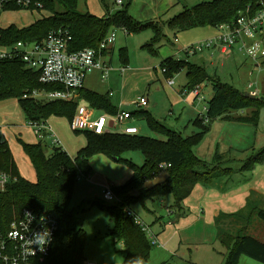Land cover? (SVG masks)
I'll list each match as a JSON object with an SVG mask.
<instances>
[{"label":"trees","instance_id":"obj_1","mask_svg":"<svg viewBox=\"0 0 264 264\" xmlns=\"http://www.w3.org/2000/svg\"><path fill=\"white\" fill-rule=\"evenodd\" d=\"M50 13L42 16L27 27L12 24L0 27V41L10 44L19 40L41 41L51 30L67 28L72 36L69 44L71 51H79L86 47H100L112 28H124L127 32H137L153 25L156 34L153 42L162 38L160 27L154 22L135 20L128 12L132 0H123L122 7L115 12L98 16L91 12L78 9V0H40ZM104 6L109 4L102 0ZM264 0H212L185 8L174 16L169 24L175 31L189 30L200 26L218 27L224 23H232L242 14H255L264 6ZM148 47L152 49V44ZM109 48L105 53H109ZM121 59H127V53L121 52ZM168 77L186 70L187 87L193 89L206 82L212 86L213 96L207 103L205 117L200 115L195 120L200 131L184 137L157 120L147 110L134 111L138 118H146L149 126L167 136L160 140L138 134L109 132L96 134L86 131L87 145L78 151L75 158L71 157L62 147H53L51 153L48 145L22 142L24 151L32 162L37 181L32 182L21 175L19 167L7 141H3L0 150V171L10 174V180L4 190L0 189V221L8 223L15 214L24 208L38 212L50 211L59 218V230L55 237L52 252L44 261L34 264H85L84 249L86 232L77 225L75 216L70 210L79 173L89 176L92 171L90 160L98 154L124 161L132 169L131 177L122 185L113 186L117 202L106 205L96 201L100 207L107 209L113 219L114 228L111 232L115 240L124 241L127 252L123 264H132L137 256L148 259L151 243L146 231L135 217L129 215L131 205L147 199L162 198L167 194L174 196L175 204H181L191 195L198 183L207 184L211 180L229 175L238 170L221 166L223 155L217 154L213 162L200 158L194 147L204 139L210 131L212 123L217 119L259 124L264 108V97L251 98L234 85L223 82L211 75L207 69L190 61L168 57L162 62ZM58 84H45L40 80V73L30 69L20 60L0 61V101L17 98L29 120H47L53 115L67 116L72 119L81 101L86 100L92 107L109 113H116L117 107L108 94H101L85 87L80 90V100L44 101L25 97L35 90L61 89ZM43 101V99H42ZM241 112V113H240ZM245 112V113H242ZM139 150L144 155L142 165L125 159L127 151ZM162 163L171 164L166 170L170 173L168 181L153 189L143 188L146 180L160 173ZM264 163V147L252 152L244 161L240 171H251ZM264 222V208L254 206L251 200L235 213H220L216 216L217 236L227 248L226 264H238L243 255L264 263V242L246 234L252 224L253 215ZM228 225V226H227ZM164 264H170L165 262ZM183 264H196L186 261Z\"/></svg>","mask_w":264,"mask_h":264},{"label":"rangeland","instance_id":"obj_2","mask_svg":"<svg viewBox=\"0 0 264 264\" xmlns=\"http://www.w3.org/2000/svg\"><path fill=\"white\" fill-rule=\"evenodd\" d=\"M105 1L109 4V8L104 6L102 0H78V9L82 12L106 15L122 7L116 0ZM209 1L212 0H132L128 12L135 20L156 23L161 29L162 38L157 42H153L156 34V29L153 25L137 32H126L124 28L111 29L109 34L113 31L117 33L116 41L112 45L114 46L112 47L113 51L111 50L113 53L112 63H110L111 54L106 57V60L113 67L107 79V86L114 93L112 97L113 103L117 102L116 105L121 106L129 104L127 105L128 108L136 109V105L132 102L141 96H145L149 101L145 109L147 108L146 110L152 116L166 126L179 130L184 137L200 131L199 126L195 124V120L199 115L208 119L205 116V107L207 108V103L213 95L211 85H207L206 82L201 83V95L196 97L195 91L187 87V71L182 70L174 74L173 77H168L165 73L166 70L162 67V62L171 55H178L180 59L188 58L194 61L201 55L208 58L207 53L214 51V49H205L203 53L191 57H187L184 53L176 54L178 47L215 38L220 33L218 27L200 26L189 30L175 31L171 29L169 24L170 20L186 7L191 8ZM125 3H127L126 0ZM42 14L48 15L50 13L46 10L33 16L23 10L4 12L1 16L0 24L2 27H8L12 24L19 27H27L41 18ZM177 37L180 40L178 42L176 41ZM149 43L152 44V49L148 47ZM239 49L240 46L236 48L232 57L225 61L226 65L220 73L221 80L234 85L245 93L257 90V97L263 98L264 63L262 66H258L257 61ZM122 51L127 53L126 60L121 59ZM205 65L207 71L212 74L213 68L210 66L209 61H206ZM123 67H126L125 70L128 69L129 71L125 75L120 73V70L123 71ZM170 78L174 79L173 84L169 83L168 80ZM250 84H252L251 87ZM104 85L101 86L105 88L106 85ZM28 98L31 99L32 96L29 94ZM38 100L40 102L46 101ZM0 121L2 123L1 134L3 140L9 144L21 175L32 182H36V170L26 155L22 142L36 143L40 142V139L30 127V120L27 118L17 98L0 101ZM49 123L60 138L61 147L71 157L75 158L78 151L87 145L88 139L85 132L74 131L71 127V119L67 116L53 115L49 118ZM135 125L139 129L138 135L160 140L167 139L164 133L152 129L144 117L138 118ZM257 127L264 134V108ZM224 133L226 134V131ZM262 147H264V144L255 151L260 150ZM52 148L48 144L49 153H51ZM123 157L132 160L137 165L144 163V155L139 150L127 151L123 154ZM225 159L222 163L223 167H230L241 172L240 168L243 162L238 164L233 156H231V159L230 157ZM259 165L262 166H259L257 173L254 171V174H258L256 179H259V183L262 185L264 184V163ZM131 175L132 169L127 163L104 154L94 158L93 168L89 176L79 173V179L70 203V210L75 216L77 225L86 232L85 263L123 264L127 252L126 245L122 240H115L111 234L114 228V219L111 213L95 202H103L106 205L116 203L117 199L105 200L104 190L113 185L124 184ZM237 181L239 180L237 179ZM250 183H254V179H251ZM238 185H247V181L241 179ZM163 198L156 200L147 199L145 203L136 202L131 205L137 216L153 230V233L156 232L158 234L156 237L158 242L154 244L151 236L146 232L152 247L150 256L148 259L141 255L136 258H142L144 264H164L165 262L180 264L181 261L178 257H183L186 261L196 264H226L228 250L220 242L218 236L214 235L216 234L217 226L213 219L209 218V224L207 223V225L201 223L188 231L189 234L198 231V235H202L204 238L209 237L207 240L197 241L199 243L182 244L181 237L176 231V243L174 236L171 244L166 243L164 237L166 235L172 236L173 230L176 228L175 225L178 224H176L174 217L168 215L167 210L170 205L173 206L170 209L172 208L174 211L177 210V207L172 194H167ZM188 213L192 215V213ZM194 213L203 214L199 208ZM207 214H209V211ZM170 220L172 223L169 222ZM246 234L264 242V222L256 216V212ZM179 248L181 250L178 256L173 255V252ZM238 264L264 263L243 255Z\"/></svg>","mask_w":264,"mask_h":264},{"label":"built area","instance_id":"obj_3","mask_svg":"<svg viewBox=\"0 0 264 264\" xmlns=\"http://www.w3.org/2000/svg\"><path fill=\"white\" fill-rule=\"evenodd\" d=\"M122 5L123 0H116ZM264 3V2H263ZM23 10L31 15L46 11L40 0H0V21L4 12ZM45 15V14H44ZM0 27L1 24H0ZM220 33L215 38L190 44L183 48L182 52L187 57L203 53L205 49L214 51L215 56L219 51L222 61L232 57L236 48L257 61L258 66L264 63V6L255 14H242L232 23H224L218 26ZM127 32V31H126ZM117 33L113 31L100 44V47H86L79 51H71L69 44L72 36L67 28L54 29L41 41L19 40L10 44L0 41V61H22L26 67L39 71L40 80L45 84H58L61 89L35 90L30 96L46 101H73L80 96V90L84 88L87 75L94 71H101V78L106 80L112 66L106 60L105 51L115 43ZM124 70V69H123ZM166 70V69H165ZM170 84L174 79L170 78ZM252 84H250V87ZM201 84L195 86L196 97L201 95ZM257 96L258 91L251 92ZM113 94V92H111ZM29 94L25 95L28 97ZM205 99V98H204ZM137 111L145 109L148 99L139 97L133 102ZM207 112V108L205 107ZM136 116L133 111L120 106L116 113H97L96 108L88 105H80L71 119V127L76 132H94L105 134L119 132L124 134H137L139 129L133 123ZM208 122V119H205ZM29 125L33 128L40 142L48 141L52 147H61V140L53 131L47 120H30ZM2 123L0 121V150L3 138L1 137ZM171 164L162 163L160 173L165 171ZM10 174L0 171V189L4 190L10 180ZM105 200H115L116 195L112 187L104 190ZM32 214V217L26 215ZM129 215H135L128 210ZM136 221L149 233L154 244L157 243L151 228L137 215ZM43 229L50 230L52 243L47 246L46 251L40 252L36 249L33 254L32 241L33 232ZM59 230V218L50 211L38 212L31 208H24L15 214L8 222L0 221V264H34L35 261H43L52 252L55 237ZM85 264H94L91 262Z\"/></svg>","mask_w":264,"mask_h":264},{"label":"crops","instance_id":"obj_4","mask_svg":"<svg viewBox=\"0 0 264 264\" xmlns=\"http://www.w3.org/2000/svg\"><path fill=\"white\" fill-rule=\"evenodd\" d=\"M95 15L104 16V14L100 15L98 13ZM33 16H35V14ZM41 16H47V15L42 14ZM176 41L177 42L180 41L178 37L176 38ZM186 45L178 47L176 50L177 51L176 54L177 53L182 54L183 53L182 50ZM211 53L212 52L207 53L208 58H206L204 55H201V57H197V59L194 61L190 59L189 60L194 63L204 66L206 69L207 67L205 65V62L209 61L210 66L213 68V73L212 74L210 73V74L222 79L220 76L221 75L220 73L223 71L226 65L225 61L230 58L226 59L225 61H221L219 51H216L215 56H212ZM108 55H110V63H112L113 53L110 51L109 53H107L105 57H107ZM170 57H174L177 59L179 58L178 55H171ZM125 68L126 67H123L124 70ZM112 70H113V67H112ZM124 70L123 71L120 70V73L122 75H125L126 73L129 72L128 69H126L125 71ZM101 74L102 73L100 70H94L90 72L87 75L84 87L86 89H91L101 94H108L112 100L114 93L111 94V92L113 91H111V88L110 87L108 88L107 86L108 78L106 80H103L101 78ZM103 84L106 85V86L104 85L105 88L101 86ZM207 85H210V84H207ZM78 99L80 100V96L78 97ZM116 104L117 102L114 104L117 108L121 106V105H116ZM148 104H149V101H148ZM80 105L91 106L86 100L81 101ZM127 105H123L122 107L125 109H129L133 112L138 110L137 107L136 109L135 108L130 109L128 108ZM96 110L99 113H103V112L109 113L107 111L100 110V109H96ZM242 113H245V112H242ZM109 114H114V113H109ZM137 119L138 117H136V119L133 120L134 124ZM47 122L49 123V118L47 119ZM49 125L52 127L50 123ZM257 126L250 124V123L237 122V121H226L223 119H217L212 123L211 129L208 132L209 134H207V136L204 137L202 142H200L198 145L194 147V152L200 158H202L203 160H206L207 162H213L217 154L223 155L224 158H223V161L221 162V166L223 165L222 163L226 160L225 158L230 157L231 159V156H233L235 159V162L239 164V162H243L251 154V152H254L255 150H257L259 147H261L264 144V137H262L264 134L261 131V129ZM225 131H226V134L224 133ZM1 133H2V129H1ZM1 137L3 138L2 134H1ZM47 143L48 141H45L44 144L48 145ZM101 155L103 154H98L91 158L90 164L92 168H93L94 158H97L98 156H101ZM238 164H236V166H238ZM259 166H262V165L256 166L251 171H241V172L236 171L229 175H225V176L216 178L214 180H211L207 184L198 183L196 187L194 188L193 192L191 193V195L181 204V206L175 205L177 207L176 211H174L172 208L170 209V207H173L172 205H170V207L167 210V213L170 217H174L176 224L177 223L178 224L175 225L176 228L173 230L174 233L172 234V236L166 235L164 237L166 243L171 244V242L173 241V236H174V240L176 243V238H175L176 231L181 237L182 244L183 243H187V244L199 243V242L207 240L209 238L208 234H207L208 238H204L202 237V235H198L199 234L197 233L198 231H194L191 234H189L188 231L192 229L195 225H198L201 223H204L205 225H207L210 219L211 220L213 219L215 221L216 216L220 213L230 214V213H235L241 210L247 205L249 200H251V203L254 206H259V207L264 208V184L260 185L259 179H256L258 174L257 175L254 174V171L257 173ZM226 168H230V167H226ZM237 179L239 181H237ZM241 179H243L244 181L246 180L247 185H241V186L238 185ZM251 179H254V183L252 184L250 183ZM113 186H117V185H113ZM156 199L157 198H154L152 200H156ZM160 199H164V198L162 197ZM197 208L201 209L203 214H195L194 212L196 211ZM132 211L136 214L135 210L132 209ZM208 211H209V214H207ZM188 212L192 213V215L191 214L189 215ZM157 219H160V218H157ZM169 222L172 223L171 220ZM153 234L155 236L156 241L158 242L156 238L158 234H156V232ZM196 235H198L197 238H195ZM214 235L217 237V230H216V234ZM214 235H212V237H214ZM171 249H170V252L172 253ZM180 250L181 248L177 249L175 252H173V255L178 256V253ZM178 258L181 261L180 264H183L186 262L185 258L183 257H178Z\"/></svg>","mask_w":264,"mask_h":264},{"label":"clouds","instance_id":"obj_5","mask_svg":"<svg viewBox=\"0 0 264 264\" xmlns=\"http://www.w3.org/2000/svg\"><path fill=\"white\" fill-rule=\"evenodd\" d=\"M32 217L31 213L26 214ZM33 218V217H32ZM30 240L32 241L33 246V254H35L36 249L38 248L40 252L46 251L48 245L52 243V234L50 230L43 229L40 232H33ZM132 264H144L142 258H135L132 260Z\"/></svg>","mask_w":264,"mask_h":264},{"label":"water","instance_id":"obj_6","mask_svg":"<svg viewBox=\"0 0 264 264\" xmlns=\"http://www.w3.org/2000/svg\"><path fill=\"white\" fill-rule=\"evenodd\" d=\"M245 95L248 97H251V98L256 97V95L249 93V92H246ZM169 177H170V173L167 170L162 171L161 173H159L154 178L146 180L143 184V188L150 190V189H153L159 185H163L168 181Z\"/></svg>","mask_w":264,"mask_h":264}]
</instances>
